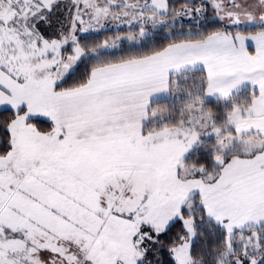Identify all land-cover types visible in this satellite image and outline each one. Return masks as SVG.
Returning a JSON list of instances; mask_svg holds the SVG:
<instances>
[{
	"label": "snow or ice",
	"instance_id": "obj_1",
	"mask_svg": "<svg viewBox=\"0 0 264 264\" xmlns=\"http://www.w3.org/2000/svg\"><path fill=\"white\" fill-rule=\"evenodd\" d=\"M0 264H264V0H0Z\"/></svg>",
	"mask_w": 264,
	"mask_h": 264
},
{
	"label": "trees",
	"instance_id": "obj_2",
	"mask_svg": "<svg viewBox=\"0 0 264 264\" xmlns=\"http://www.w3.org/2000/svg\"><path fill=\"white\" fill-rule=\"evenodd\" d=\"M172 2L174 3V5H176L179 8V6L182 5V4H184L186 2V0H172ZM211 20H212V12H209L208 13V20L205 22V24H204L203 27H200L199 28V30L200 31H204L205 28H207L208 30H211V29L220 27V24H218V23L214 24V23L211 22ZM189 28H191V31L193 33H195L197 31V29H196L197 28V25L196 24H193V25H185L182 28L180 26H178V27L174 28L173 31L176 32V33H179L181 31L187 32V31H189ZM111 34H113V32L108 31L107 33L101 32V33H97V34H91L89 36H90V38L92 40H94V39H96L98 37H103V36L111 35ZM168 34H169V32H168L167 29H165L162 32H157L156 33V35L159 36V37H164V36H166ZM148 43L149 44H157V45H159V44L166 43V41H164L163 39H160V40H156V41H148ZM123 47L124 48H128L129 45L125 43L123 45ZM180 95H181V93H175L174 94V96H175V98H176L177 101L179 100ZM161 106H163V107H172L173 106L172 100H165V101H163Z\"/></svg>",
	"mask_w": 264,
	"mask_h": 264
},
{
	"label": "rangeland",
	"instance_id": "obj_3",
	"mask_svg": "<svg viewBox=\"0 0 264 264\" xmlns=\"http://www.w3.org/2000/svg\"><path fill=\"white\" fill-rule=\"evenodd\" d=\"M194 2H195L196 4H199V3L201 2V0H194ZM209 12H211V10H209ZM209 12H208V13H209ZM181 22L183 23V26H185V25H189V22H188V19H187V18H183L182 21H181L180 18H178V20H177V24H176V26L173 27V29L176 28V27H178V26L181 24ZM173 29H172V31H173ZM196 29H197V28H196ZM173 32H174V31H173ZM91 34H97V33H90L89 35H91ZM111 35H113V34H111Z\"/></svg>",
	"mask_w": 264,
	"mask_h": 264
}]
</instances>
